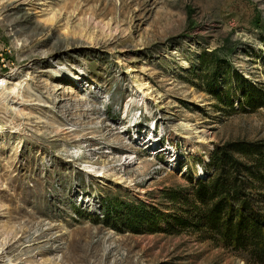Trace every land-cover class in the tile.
<instances>
[{
  "label": "rangeland",
  "instance_id": "obj_1",
  "mask_svg": "<svg viewBox=\"0 0 264 264\" xmlns=\"http://www.w3.org/2000/svg\"><path fill=\"white\" fill-rule=\"evenodd\" d=\"M227 69L264 91V0H0L7 256L250 264L188 232L127 225L136 207L171 213L162 192L204 179L215 147L264 139V108L228 113L210 93Z\"/></svg>",
  "mask_w": 264,
  "mask_h": 264
},
{
  "label": "trees",
  "instance_id": "obj_2",
  "mask_svg": "<svg viewBox=\"0 0 264 264\" xmlns=\"http://www.w3.org/2000/svg\"><path fill=\"white\" fill-rule=\"evenodd\" d=\"M224 74V88L209 89L223 110L245 113L264 108V91L228 69ZM238 96L236 109L233 99ZM202 169L204 179H189L186 189L162 192L171 213L147 212L143 206L130 211L129 230L148 226L150 232L167 235L188 232L199 242L242 254L250 264H264V139L217 146Z\"/></svg>",
  "mask_w": 264,
  "mask_h": 264
},
{
  "label": "bare ground",
  "instance_id": "obj_3",
  "mask_svg": "<svg viewBox=\"0 0 264 264\" xmlns=\"http://www.w3.org/2000/svg\"><path fill=\"white\" fill-rule=\"evenodd\" d=\"M1 84V83H0ZM135 84V88L138 89V90H141V85L140 84H137L136 82L134 83ZM10 85V84H8ZM2 86V85H1ZM21 88V86H20ZM2 90V87H0V91ZM3 92V91H2ZM15 93L17 95L18 92V88H14L13 90H10V93ZM19 96V94L17 95ZM23 97V96H22ZM14 110V109H12ZM15 111V110H14ZM9 112V111H8ZM186 127L191 130L190 132H188L189 134H192V133H197V130L195 128H190V126L188 127V125H186ZM2 246V245H1ZM0 246V263L1 264H16L13 262V260L11 259V257L7 256V252L6 250H4V247Z\"/></svg>",
  "mask_w": 264,
  "mask_h": 264
}]
</instances>
